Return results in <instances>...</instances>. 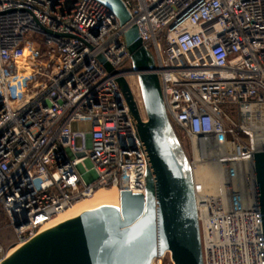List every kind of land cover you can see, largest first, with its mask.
<instances>
[{"label": "built area", "instance_id": "obj_1", "mask_svg": "<svg viewBox=\"0 0 264 264\" xmlns=\"http://www.w3.org/2000/svg\"><path fill=\"white\" fill-rule=\"evenodd\" d=\"M120 1L123 25L98 0H0V210L13 233L0 260L99 188L143 194L123 95L95 59L137 83L120 69L135 25L189 166L220 170L217 194L194 189L202 264H264L253 165L264 151V0ZM82 121L87 132L71 131Z\"/></svg>", "mask_w": 264, "mask_h": 264}, {"label": "water", "instance_id": "obj_2", "mask_svg": "<svg viewBox=\"0 0 264 264\" xmlns=\"http://www.w3.org/2000/svg\"><path fill=\"white\" fill-rule=\"evenodd\" d=\"M120 25L129 14L120 0H98ZM123 35L137 75L140 115L128 81L98 54L115 81L139 151L144 158V192L119 191L118 206L100 205L42 230L0 264H150L167 252L172 264H202L191 167L163 107L159 80L136 26ZM264 247V151L253 153Z\"/></svg>", "mask_w": 264, "mask_h": 264}, {"label": "bare ground", "instance_id": "obj_3", "mask_svg": "<svg viewBox=\"0 0 264 264\" xmlns=\"http://www.w3.org/2000/svg\"><path fill=\"white\" fill-rule=\"evenodd\" d=\"M220 170L210 164L200 163L193 164L191 167V177L193 182V188L196 190V195L200 196L205 193L206 195H215L218 193L219 186L218 181ZM119 192L116 188H99L94 191L88 197L76 201L69 208L56 214L55 219L49 223V227L55 226V224L68 220L78 214L85 212V210H91L98 208L100 205L118 206ZM18 246H13L7 253L11 254Z\"/></svg>", "mask_w": 264, "mask_h": 264}, {"label": "rangeland", "instance_id": "obj_4", "mask_svg": "<svg viewBox=\"0 0 264 264\" xmlns=\"http://www.w3.org/2000/svg\"><path fill=\"white\" fill-rule=\"evenodd\" d=\"M37 36H32L30 37L31 39H35L38 40V38H36ZM132 66L129 62H126L122 67H120V69L122 70H128L131 69ZM126 79L128 81V84L130 86L131 92L134 95L135 101L137 103V107L138 109H140V114L142 115V117L144 118V114H143V109H141V105H140V94L138 92V86L136 83V79L133 76H126ZM71 131L74 132H87L90 128V125L87 121H82V122H72L71 125ZM75 143L76 145L80 144V140L75 139ZM182 149L183 152L185 153L186 157L188 159H190V152L188 151V146L187 145H182ZM13 239V233L6 230L5 228H0V242L1 244H3L4 246L7 245L9 242H11V240Z\"/></svg>", "mask_w": 264, "mask_h": 264}, {"label": "trees", "instance_id": "obj_5", "mask_svg": "<svg viewBox=\"0 0 264 264\" xmlns=\"http://www.w3.org/2000/svg\"><path fill=\"white\" fill-rule=\"evenodd\" d=\"M4 221H5V217L3 216V214L0 210V228H4Z\"/></svg>", "mask_w": 264, "mask_h": 264}]
</instances>
